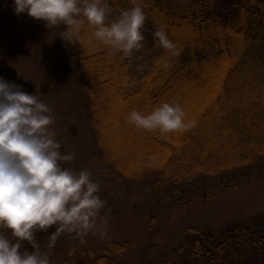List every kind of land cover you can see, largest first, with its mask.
<instances>
[{
    "label": "trees",
    "instance_id": "trees-1",
    "mask_svg": "<svg viewBox=\"0 0 264 264\" xmlns=\"http://www.w3.org/2000/svg\"><path fill=\"white\" fill-rule=\"evenodd\" d=\"M110 2L109 20L133 7ZM142 7L144 46L130 55L110 51L87 25L68 43L101 160L125 179H145L150 202L170 212L264 177V0H142ZM160 24L179 55L157 46ZM164 101L179 102L195 127L162 133L126 120ZM133 246L110 242L90 255L100 264ZM125 264H264V212L217 231L189 227L178 247Z\"/></svg>",
    "mask_w": 264,
    "mask_h": 264
},
{
    "label": "clouds",
    "instance_id": "clouds-1",
    "mask_svg": "<svg viewBox=\"0 0 264 264\" xmlns=\"http://www.w3.org/2000/svg\"><path fill=\"white\" fill-rule=\"evenodd\" d=\"M131 3L133 7L111 20L110 0H14L13 8L17 15L27 12L43 20L50 29L66 26L57 34L67 43L79 41L87 25L110 51L130 55L144 46L147 19L142 0ZM166 29L160 24L153 33L156 44L177 56L179 49ZM165 67H170L167 61ZM186 116L179 102L164 101L147 114L133 109L126 120L146 131L175 133L195 127ZM55 122L48 103L0 76V229L9 233L0 231V264H51L37 234L53 226L48 249L65 232L83 242L99 229L100 210L106 204L101 186L88 169L64 166L74 154L61 151L52 128ZM25 241L31 251L24 248Z\"/></svg>",
    "mask_w": 264,
    "mask_h": 264
},
{
    "label": "rangeland",
    "instance_id": "rangeland-1",
    "mask_svg": "<svg viewBox=\"0 0 264 264\" xmlns=\"http://www.w3.org/2000/svg\"><path fill=\"white\" fill-rule=\"evenodd\" d=\"M13 2L0 0V76L49 104L56 116L52 125L55 139L61 143L62 152L74 154V159L64 166L77 171L88 169L101 186L100 197L106 201L100 210L99 229L89 232L83 242L65 232L48 249L49 234L55 226L47 233L37 234L42 250L49 252L51 264H98L97 255H90L91 251L95 253L94 250L117 241L134 246L123 256L109 253L100 264L152 260L178 247L189 227L217 231L264 212L263 176L206 203L170 212L150 202L145 179H125L105 165L90 128L87 99L74 84L79 77L73 48L70 52L69 44L57 34L58 28H48L43 20L30 17L27 12L17 15ZM64 66L71 68L70 74L63 70ZM153 216L155 222L149 231L148 221ZM0 231L9 234L7 229ZM24 248L32 250L27 241Z\"/></svg>",
    "mask_w": 264,
    "mask_h": 264
},
{
    "label": "water",
    "instance_id": "water-1",
    "mask_svg": "<svg viewBox=\"0 0 264 264\" xmlns=\"http://www.w3.org/2000/svg\"><path fill=\"white\" fill-rule=\"evenodd\" d=\"M63 70H64L66 73H68V74L71 73V68H69L68 66H64V67H63Z\"/></svg>",
    "mask_w": 264,
    "mask_h": 264
}]
</instances>
